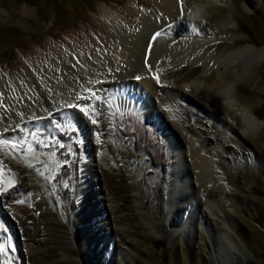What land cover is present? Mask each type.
Wrapping results in <instances>:
<instances>
[{
    "label": "rangeland",
    "instance_id": "1",
    "mask_svg": "<svg viewBox=\"0 0 264 264\" xmlns=\"http://www.w3.org/2000/svg\"><path fill=\"white\" fill-rule=\"evenodd\" d=\"M183 2L191 12L186 34L212 50L240 37L264 46V0ZM22 4L32 15L21 14ZM102 5L120 13L129 1L0 0V67L11 71L20 53L45 39L95 29ZM136 6L149 8L142 0ZM226 17L232 25L213 24ZM250 59L206 73L203 65L167 69L153 91L137 77L114 78L95 102L59 107L58 122L16 128L0 150V264H27L26 236L17 235L18 215L9 207L13 194L52 207L62 227L57 236L65 240L35 225L43 264H264V61ZM122 82L137 94L107 113L109 92ZM188 84L195 92L183 93ZM169 92L178 96L171 105ZM242 112L263 125L244 135ZM191 142L208 156L210 174L191 158Z\"/></svg>",
    "mask_w": 264,
    "mask_h": 264
},
{
    "label": "bare ground",
    "instance_id": "2",
    "mask_svg": "<svg viewBox=\"0 0 264 264\" xmlns=\"http://www.w3.org/2000/svg\"><path fill=\"white\" fill-rule=\"evenodd\" d=\"M128 1L127 9L120 13L105 5L100 6L96 17L98 27L95 29L90 27L78 32H66L61 41L43 39L42 44L30 47L29 54L20 53L11 71L7 67H0V141L14 138L16 128L24 127L29 121L45 126L47 121L58 122L62 112L59 107L66 103L80 109L84 104L95 102L94 96L102 95L107 81L111 82L114 78L139 77L142 86L153 91V80H164L167 69L172 73L183 67L193 69L203 65L206 73L215 65L228 66L232 61H242L248 57L257 62L264 61V46L252 42L243 44L245 37H240L237 43H224L214 51L211 43L187 35L186 19L191 14L187 12H190L189 9L184 8L183 0H142L149 6L148 9L137 7V0ZM32 11L33 8L27 4L20 6L23 16L32 15ZM213 24L226 27L232 25V21L226 17ZM174 29L182 33L174 35ZM156 33L160 35L153 39ZM21 70L26 71V78ZM130 88L131 85L125 82L115 86L109 92L104 110L110 113L113 106L117 108L122 102L132 99L137 92ZM182 89L183 93L196 90L194 85L189 87V84ZM141 90L144 91L142 94H147L145 88ZM169 93L164 101L171 105V99L176 100L178 96L174 92ZM71 110L67 109L66 113L72 114ZM237 117L246 126L244 135L263 125L261 120L247 112ZM133 121L141 128L137 118L133 117ZM53 123H50V128H54ZM117 124L124 123L119 121ZM140 132V137H143V129ZM48 146V143L44 145ZM190 146V156L197 161L201 174H210L208 156L194 142ZM6 147V144L0 143L1 151H7ZM173 158L178 166L180 157ZM3 174L4 171L0 170V178ZM22 182L19 181V184ZM9 201V207L19 219L16 233L26 236L24 246L28 253L25 262L39 264L38 251L42 247L32 234L37 223L45 226L50 236L66 239L57 236L58 229L61 234L62 227L52 213L53 208L43 201L28 203L15 194L9 197ZM66 245H63L64 249L69 251ZM69 259L50 263L77 264V261Z\"/></svg>",
    "mask_w": 264,
    "mask_h": 264
},
{
    "label": "snow or ice",
    "instance_id": "3",
    "mask_svg": "<svg viewBox=\"0 0 264 264\" xmlns=\"http://www.w3.org/2000/svg\"><path fill=\"white\" fill-rule=\"evenodd\" d=\"M159 35H160V33H156L155 36L153 37V39H155ZM137 79H139V77H137ZM0 143L8 144L9 142L8 141H0ZM20 203H22V201H20ZM4 251H5L4 245H0V252H4Z\"/></svg>",
    "mask_w": 264,
    "mask_h": 264
}]
</instances>
